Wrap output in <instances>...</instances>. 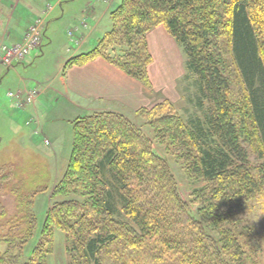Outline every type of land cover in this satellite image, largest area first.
<instances>
[{"label":"trees","instance_id":"obj_1","mask_svg":"<svg viewBox=\"0 0 264 264\" xmlns=\"http://www.w3.org/2000/svg\"><path fill=\"white\" fill-rule=\"evenodd\" d=\"M109 18L110 30L66 66L101 57L149 86L146 34L166 29L184 49L208 115L185 122L168 99L137 112L187 176L204 182L195 190L203 206L197 217L191 213L139 126L120 113L91 112L72 121L69 159L51 191L64 199L47 210L42 240L23 263L36 221L32 197L46 185L28 192L27 178L10 177L16 212L8 214L0 202V264H41L53 226L65 232L70 264H101L106 253L112 264H245L236 220L264 193V0H120ZM235 79L240 90H233ZM250 153L257 165H249ZM104 163L133 224L115 217L101 178ZM2 166L0 187L9 179Z\"/></svg>","mask_w":264,"mask_h":264},{"label":"crops","instance_id":"obj_2","mask_svg":"<svg viewBox=\"0 0 264 264\" xmlns=\"http://www.w3.org/2000/svg\"><path fill=\"white\" fill-rule=\"evenodd\" d=\"M34 1L37 4L29 2L25 6L26 13L20 15L16 10L21 0H0V44L19 42L33 19L47 4H52V9L45 18L43 37L49 29L46 48L53 46L55 49V63L49 71L44 72V78L41 79L39 73L41 82L33 78L32 75L38 71L39 61L47 58L42 51L44 46L42 40L39 48L30 51L23 60L15 62L10 67L0 68V84L9 86L6 88L3 102L0 103V114L3 118L0 124V145L4 141L2 132L4 126L11 135L8 139L12 148L21 147L33 153L32 147L42 143L41 136H45L52 145L53 155L59 150L62 142L61 129L64 128L56 123L53 115L50 117L48 112L54 111L57 117L70 121L76 116L95 111H111L133 121L129 115L133 116L139 107L150 106L151 89L101 57L80 65L66 66L70 58L92 49L97 40L110 30L112 22L109 12L119 0ZM70 5H76L81 9L69 20L65 17L67 12L69 11L70 15L74 13L71 11L72 8L67 10ZM58 7L59 10L55 12ZM88 7L90 10L87 16H84V10ZM68 30L71 34H68ZM164 31L166 32L164 27L158 25L147 32L146 41L150 53L153 50L150 44L154 39L152 35L158 33L157 38L162 39L168 34ZM61 33L66 43L58 48ZM149 81L151 82L150 78ZM29 87L40 88V91L34 103L24 108L15 105L14 100L6 95L8 91ZM67 137L69 138V133Z\"/></svg>","mask_w":264,"mask_h":264},{"label":"rangeland","instance_id":"obj_3","mask_svg":"<svg viewBox=\"0 0 264 264\" xmlns=\"http://www.w3.org/2000/svg\"><path fill=\"white\" fill-rule=\"evenodd\" d=\"M29 2L31 4H37L34 0H21L16 12L20 15H24L26 13L25 6ZM76 5L68 6L67 10L72 8L71 11L74 13L70 15L68 11L65 16L66 19L70 20V17L73 18L75 13H79L81 7H76ZM44 10H46V6ZM58 10L59 7L55 10V12ZM89 10L90 7L84 10V16H87ZM53 16L54 14L51 15V17ZM28 27L29 25L27 28ZM47 30L48 33H46L44 37L40 38L39 43L40 46L43 40L44 46L42 47V51L47 58L39 61L37 67L38 71H36V74L32 75L38 82L42 81L39 79V73L40 78H44V72L49 71L55 63V49H53V46L46 48L49 37L48 35L50 33V30ZM61 30L62 32L64 31V26ZM164 30L166 29L164 28ZM161 32L163 33L162 30ZM165 33H167V31ZM68 34H71L70 30H68ZM152 36L154 39L151 40L150 44L154 52L153 50L151 53L149 52L152 60L148 66V74L151 82L149 86L141 83L146 88L151 89L152 103L150 106L163 99H168L173 105L175 112L179 114L185 122L191 123L197 120H205L208 115V108L210 105L208 100H204V98L199 100L200 98L197 94L195 75L189 72L186 68V55L183 47L178 45L169 34H166V37L162 39L157 38L158 33H155ZM59 39L60 43L57 46L58 48L66 43V39L62 33L60 34ZM235 81L236 79L233 82V90L236 91L237 88L240 90ZM8 87L9 86L5 87L4 84H0V103L3 102L4 94L6 88ZM29 88L38 90V93L40 91V88L37 87ZM235 95L236 94L234 92L232 96ZM150 106H145V108H149ZM139 108L136 109L133 116L129 115L133 120L130 121L142 129L145 135L150 139L155 152L166 160L176 180L180 197L188 204L191 213L197 217L198 208L203 205H201V202L196 200V196L198 194L195 190L202 187L204 182L197 179H190L187 176L182 162L176 156L165 150L164 144L159 141V138L154 137V130L146 124L147 118L145 117V114L140 115L137 112ZM48 113L49 116L53 115L55 122L62 125L64 128L63 130L61 129L60 137L62 142L59 145V150L53 155L51 154L52 145L50 144V141L45 136H41L39 131L37 132L41 136L42 143L34 145L36 148L34 146L32 147V150L35 152L33 151V153H31L29 149L24 150L21 147L12 148L11 141L8 139L11 135L2 125L4 141L0 145V167L1 165H4L2 166L4 170L1 171V173L5 172L9 179L6 180V182L3 181L0 187V202L5 205L8 214L12 215L16 212L14 198L8 190L10 177L15 180L22 176L27 178L29 181L27 182L26 191L28 192L34 189L36 183V185H46L45 190L33 194L32 210L36 217L35 227L32 237L24 245V251L22 253L20 263L26 262L33 249L41 242V232L47 210L52 207L54 202L64 199V197L61 196L52 197L51 191L55 183H57V181L61 178L69 159L73 140L72 121L78 116L70 121H65L62 120L61 117H57L55 114L56 112L54 111L53 113L52 111ZM2 122L3 118L0 114V124H2ZM68 133L69 138L67 137ZM36 152L38 154H36ZM255 156L256 155L254 153H250L249 165H257L258 161ZM45 177H47V180ZM101 178L105 182L107 190L110 192L112 203L116 210L115 217L129 221L122 210L123 201L120 196L119 189H117V179L109 171L105 163L103 164V169L101 170ZM236 221L235 225L239 231V239L243 245V249L245 250L244 253H246L248 257V261H245V264H264V193L259 194L257 198L254 197L249 203L246 214L242 212ZM52 228L50 250L44 258L40 259V262L41 264H70V258L67 253L65 232L55 226ZM3 249L4 247L1 246L0 251ZM106 251L103 250L101 253H105ZM102 257L104 256L102 255ZM110 258L111 257L106 253L104 262L101 264H112ZM89 264L95 263L90 262Z\"/></svg>","mask_w":264,"mask_h":264},{"label":"built area","instance_id":"obj_4","mask_svg":"<svg viewBox=\"0 0 264 264\" xmlns=\"http://www.w3.org/2000/svg\"><path fill=\"white\" fill-rule=\"evenodd\" d=\"M51 10L50 6L46 7L43 15L37 16L29 27L25 30L20 42L14 44H0V67H9L14 62L22 60L32 49L39 46L40 36L43 33L44 19L46 14ZM7 96L14 100L15 105L24 108L33 104L38 96V90L28 88L23 90L8 91Z\"/></svg>","mask_w":264,"mask_h":264},{"label":"bare ground","instance_id":"obj_5","mask_svg":"<svg viewBox=\"0 0 264 264\" xmlns=\"http://www.w3.org/2000/svg\"><path fill=\"white\" fill-rule=\"evenodd\" d=\"M43 37V33H41V36H40V38H42Z\"/></svg>","mask_w":264,"mask_h":264}]
</instances>
